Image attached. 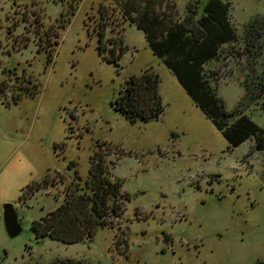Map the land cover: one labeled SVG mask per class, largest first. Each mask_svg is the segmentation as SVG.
I'll list each match as a JSON object with an SVG mask.
<instances>
[{
    "label": "rangeland",
    "instance_id": "1",
    "mask_svg": "<svg viewBox=\"0 0 264 264\" xmlns=\"http://www.w3.org/2000/svg\"><path fill=\"white\" fill-rule=\"evenodd\" d=\"M162 1L159 10L178 15L193 0ZM101 3L110 23L101 27L100 51L94 27L101 24ZM231 6L239 42L207 65L217 72L213 82L229 111L244 95L251 67L264 74V43L250 56L241 39L249 21L264 22V0H231ZM121 10L117 0H0V264L264 259V149L252 138L228 148ZM111 52L117 56L109 60ZM148 70L159 76L163 111L132 121L115 100L131 75ZM244 111L264 126V102ZM97 152L129 194L119 215L94 227L91 241L36 238L32 221L63 202L76 175L87 177ZM7 203L22 227L16 237L5 227Z\"/></svg>",
    "mask_w": 264,
    "mask_h": 264
},
{
    "label": "trees",
    "instance_id": "2",
    "mask_svg": "<svg viewBox=\"0 0 264 264\" xmlns=\"http://www.w3.org/2000/svg\"><path fill=\"white\" fill-rule=\"evenodd\" d=\"M117 1L123 21L127 19L144 33L154 54L172 71L191 99L221 132L228 148L233 149L252 138L256 149L263 150L264 126L256 123L244 109L252 102H264V74H256L255 67H251L253 73L248 72L243 82L245 93L237 107L229 111L213 82L218 79L217 72L207 68L208 63L220 58L225 45L239 42L231 18V0H193L178 15L159 10L162 0ZM103 7L101 3L100 31L99 27H94L99 35L100 51L105 47L101 41V37H105V29L101 27L110 23ZM263 34V21H249L241 36L243 51L250 56L260 54ZM114 47L115 44L111 51ZM122 53L123 47L119 50V54ZM115 56L111 52L108 59ZM158 83V74L149 70L131 75L122 94L115 100V108L132 121L157 117L163 111ZM76 177L77 183H71L72 188L65 192L63 202L32 221L31 230L36 238L49 237L63 243L91 241L94 227L108 226L109 217L118 216L123 200L129 199V194L122 188V180L113 176L103 154L97 152L90 157L85 179L79 174ZM47 264L88 263L84 259L56 258ZM251 264H264V259Z\"/></svg>",
    "mask_w": 264,
    "mask_h": 264
},
{
    "label": "water",
    "instance_id": "3",
    "mask_svg": "<svg viewBox=\"0 0 264 264\" xmlns=\"http://www.w3.org/2000/svg\"><path fill=\"white\" fill-rule=\"evenodd\" d=\"M3 218L8 235L10 237H16L19 235L22 227L12 203L4 205Z\"/></svg>",
    "mask_w": 264,
    "mask_h": 264
},
{
    "label": "built area",
    "instance_id": "4",
    "mask_svg": "<svg viewBox=\"0 0 264 264\" xmlns=\"http://www.w3.org/2000/svg\"><path fill=\"white\" fill-rule=\"evenodd\" d=\"M1 218H2V212L0 211V222H1Z\"/></svg>",
    "mask_w": 264,
    "mask_h": 264
}]
</instances>
